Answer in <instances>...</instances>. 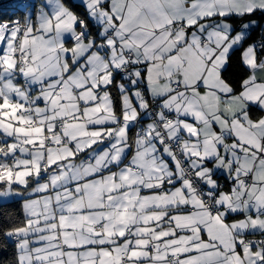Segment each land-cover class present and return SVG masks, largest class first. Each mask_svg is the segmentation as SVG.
Here are the masks:
<instances>
[{"label":"snow or ice","instance_id":"obj_1","mask_svg":"<svg viewBox=\"0 0 264 264\" xmlns=\"http://www.w3.org/2000/svg\"><path fill=\"white\" fill-rule=\"evenodd\" d=\"M262 20L264 0L0 3L15 264H264Z\"/></svg>","mask_w":264,"mask_h":264},{"label":"trees","instance_id":"obj_2","mask_svg":"<svg viewBox=\"0 0 264 264\" xmlns=\"http://www.w3.org/2000/svg\"><path fill=\"white\" fill-rule=\"evenodd\" d=\"M258 37L259 30L253 33V38ZM23 215L24 213L21 205H0V226L17 223L23 218ZM0 264H15L14 243L10 244L8 241H5L2 234H0Z\"/></svg>","mask_w":264,"mask_h":264},{"label":"built area","instance_id":"obj_3","mask_svg":"<svg viewBox=\"0 0 264 264\" xmlns=\"http://www.w3.org/2000/svg\"><path fill=\"white\" fill-rule=\"evenodd\" d=\"M6 2H7V0H0V3H6ZM16 15L19 16V15H22V14L20 12H17Z\"/></svg>","mask_w":264,"mask_h":264},{"label":"crops","instance_id":"obj_4","mask_svg":"<svg viewBox=\"0 0 264 264\" xmlns=\"http://www.w3.org/2000/svg\"><path fill=\"white\" fill-rule=\"evenodd\" d=\"M37 3H39V0L36 1ZM260 23H264V20L260 21ZM21 205H22V202H21ZM23 210V208H22Z\"/></svg>","mask_w":264,"mask_h":264}]
</instances>
